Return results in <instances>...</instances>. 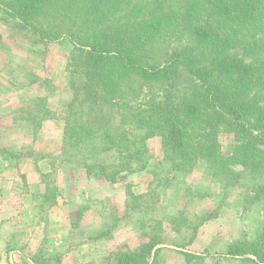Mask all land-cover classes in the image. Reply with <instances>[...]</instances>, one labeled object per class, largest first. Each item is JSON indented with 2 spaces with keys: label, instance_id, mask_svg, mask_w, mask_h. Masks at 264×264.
Here are the masks:
<instances>
[{
  "label": "trees",
  "instance_id": "16d2710c",
  "mask_svg": "<svg viewBox=\"0 0 264 264\" xmlns=\"http://www.w3.org/2000/svg\"><path fill=\"white\" fill-rule=\"evenodd\" d=\"M0 10L37 41L74 46L66 162L89 177L96 167L87 162L114 150L118 163L97 173L116 183L146 169L138 145L159 137L162 159L149 185L156 197L202 164L220 192L238 190L245 212L264 210V0H0ZM224 132L235 142L227 157ZM182 226L194 240L198 226ZM161 244L151 235L138 257L119 264H156ZM226 255L264 264V227ZM184 256L203 264L201 255Z\"/></svg>",
  "mask_w": 264,
  "mask_h": 264
},
{
  "label": "rangeland",
  "instance_id": "374dc122",
  "mask_svg": "<svg viewBox=\"0 0 264 264\" xmlns=\"http://www.w3.org/2000/svg\"><path fill=\"white\" fill-rule=\"evenodd\" d=\"M73 52L69 39L37 41L32 31L22 30L0 10V158L14 162L11 169L0 166V205L12 207L9 215L17 213L14 236L0 245V264H119L125 256L138 257L154 234L162 239L156 264H187L185 250L198 251L203 264H258L247 256L232 261L224 252L262 230L264 210L245 212L238 190L220 192L202 164L186 177L177 175L169 188L155 192L158 197L149 192L162 159L159 137L138 145L146 152L143 172L109 182V189H97L88 203L77 199L67 205L64 190L89 192L81 184L83 165L66 162L62 155V114L73 94L67 65ZM218 141L223 155L229 156L235 147L233 135L224 132ZM22 159L26 169L39 174L37 182L26 185ZM87 163L96 167L89 178L103 180L99 167L111 171L118 156L107 151ZM209 214L213 216L203 221ZM184 220L198 226L197 245L191 247L193 232L182 226ZM209 220L215 221L204 227Z\"/></svg>",
  "mask_w": 264,
  "mask_h": 264
},
{
  "label": "crops",
  "instance_id": "0c3cea01",
  "mask_svg": "<svg viewBox=\"0 0 264 264\" xmlns=\"http://www.w3.org/2000/svg\"><path fill=\"white\" fill-rule=\"evenodd\" d=\"M20 161H21V164L23 165V169L21 168V174H23V176L25 178L26 185H29L30 181H36V180L38 181L39 174L36 171L30 172L28 169H26V168H28V164L25 163L23 159L20 160ZM13 163L14 162L11 159L7 158V157L1 156V158H0V166L2 164H5L9 168L10 165L13 164ZM23 163H25V164H23ZM10 169H11V167H10ZM10 169H7V170H10ZM7 170L4 169V171H7ZM4 176H6V175H4ZM110 183L108 181H106L105 179H103V180H101V179L94 180V179H91V178L87 177L86 174H83V178H82L81 184L84 186V189H88L89 190L88 194L84 195L82 193L83 192L82 190L81 191H77L75 193H70L71 191L68 192L67 190H64V192H62L61 196L65 199L64 201H69V203L67 205H69L71 202L73 203L74 202L73 200H77V199H79V200H77L78 203H83V204L84 203H88V202L91 201L90 199H93L96 196L95 191L97 189H99V190H107V189H109L110 185H112ZM65 188H63V189H65ZM60 189L62 190V188H60ZM21 192H23V190H21ZM96 193H103L104 195H107L110 192H96ZM7 194H10V192H6V195ZM23 194H24V192H23ZM121 194L123 196V199H125V201H126V198L124 197L125 194H123V192H119V195H121ZM24 195L28 196L27 192H25ZM24 195H21V196H24ZM60 199H62V198H60ZM57 200H58V198H57ZM12 211H14V210L12 209L11 206H8L5 203L0 205V214H1L0 215V245H5L6 242L9 241L14 236L13 233L15 232L14 229L16 228L15 227V224H16L15 223V216L17 215V213H16L15 216L14 215H9ZM22 212H23V210H21V213ZM6 213L8 215H6ZM214 221L209 220V222L207 224H205L204 227H208L209 225L214 223ZM49 226H51V224ZM200 240H201V237H199L198 233H197L196 234V238L190 244L191 247L193 245H197ZM229 242H230V240H229ZM229 242L227 244H229ZM144 243H146V242H144ZM207 247L208 246L205 245V246H203V249H207ZM189 249H191V248H189ZM183 252H188V253H192V254H196V255L200 254L196 250H194V251L185 250ZM224 253L226 254V250H225ZM225 256L228 259H231L232 261L233 260L236 261V259H240L241 258V257H231L229 255H225ZM151 260L152 259L150 258V260L148 262H151Z\"/></svg>",
  "mask_w": 264,
  "mask_h": 264
}]
</instances>
